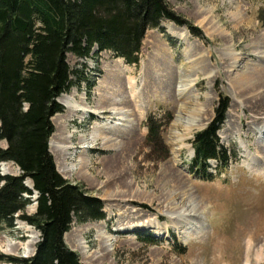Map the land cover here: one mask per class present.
Masks as SVG:
<instances>
[{"label": "rangeland", "instance_id": "1", "mask_svg": "<svg viewBox=\"0 0 264 264\" xmlns=\"http://www.w3.org/2000/svg\"><path fill=\"white\" fill-rule=\"evenodd\" d=\"M168 1L202 34L165 19L161 30L147 31L139 64L110 50L87 58L67 54L71 69L84 70L89 80L59 99L73 94L89 112H70L58 99L63 111L54 115L58 126L52 120L50 138L58 147L50 152L64 178L102 200L105 217L79 221L75 215L65 242L84 264H264V0ZM120 69L139 81L140 90V106L126 108L125 135L118 137L117 128L108 133L109 139L126 142L124 165L109 160L121 151L116 142L96 140L101 139L97 123L105 119L94 112L108 117L104 95L115 85L127 91L122 73L115 74ZM246 75L254 76L253 82L240 83ZM221 97L229 107L218 136L230 161L224 169L210 160L207 179L194 166L192 141L215 118ZM151 113L171 118L163 131L165 148L154 150L147 140ZM82 136L96 140L85 151L78 142ZM69 144L74 148L65 154L62 147ZM6 146L0 139V147ZM86 159L89 166L79 167ZM0 171L21 173L12 162L0 163ZM32 200L25 214L36 212ZM21 215L0 231V245L9 239L15 242L11 247L30 243L29 250L36 251L41 232ZM33 254L0 249L7 258Z\"/></svg>", "mask_w": 264, "mask_h": 264}, {"label": "trees", "instance_id": "2", "mask_svg": "<svg viewBox=\"0 0 264 264\" xmlns=\"http://www.w3.org/2000/svg\"><path fill=\"white\" fill-rule=\"evenodd\" d=\"M165 19L202 34L168 0H0V139L7 143L0 147V163L12 162L21 171H0V231L13 227L22 213L21 218L41 232L32 257L0 255V260L84 264L64 237L75 215L79 221L104 218L103 203L62 176L49 148L52 118L63 111L59 97L89 80L84 70L71 69L67 54L87 58L110 50L129 64H139L147 31L161 30ZM228 107V98L221 97L215 118L192 141L194 166L207 179L210 160L224 169L229 165L228 150L218 136ZM170 121L167 114L147 116V140L154 150L165 148L163 131ZM35 191L37 210L25 214Z\"/></svg>", "mask_w": 264, "mask_h": 264}, {"label": "bare ground", "instance_id": "3", "mask_svg": "<svg viewBox=\"0 0 264 264\" xmlns=\"http://www.w3.org/2000/svg\"><path fill=\"white\" fill-rule=\"evenodd\" d=\"M127 71H128V69H127ZM125 72H126V70L125 71L121 70V71H119V72H117L115 74L117 76V74L122 73L121 75H122L123 83H124L125 89L127 91L123 92L122 87L120 85L119 86L115 85V87L112 89V92H110L109 95H104V97L106 98V100L104 101L105 107L108 108V106H109L108 109L110 111V115H108V117H106V116H103V115H105L103 112H99V111H94L93 110L94 112H96L95 115L99 116L100 119H105V121H104L105 123H99V124L97 123V127H98V125L101 126L100 130H99L100 131L99 132V137L101 139L98 138L96 140H104L105 144H112V142H116L118 144V146L121 147V149H120L121 151H119V152L115 151L110 156V159H109L111 162H115L116 164H119V165H124L125 164V159H126V157H125V145H126V142L121 141L120 139L118 140V138L117 139L116 138L109 139L108 135L113 130H115V128H117L116 135L118 137H123L125 135V133H126V130H124V129H126L125 126H126V122L128 121L125 118V116L127 117V115H128L127 114L128 110H126V108H128L129 104H134V106H136L135 108H137V106H140L139 101L137 100V94L140 91L139 87H138V82L139 81L135 77H132V76L126 77L125 76ZM260 74H261L262 77L264 76L262 72H260ZM115 79H117V77H114V80ZM253 79H254V76H249V75L247 76L246 75V76H244L242 78H238V81H240V83H241V81L242 82H249V81L253 82ZM109 88H110V86H109ZM64 97L65 98H60L59 100L62 101V103L66 106L68 111L74 112V113L75 112H79V111H82L83 113L89 112V110L86 107H84L83 102H80V100L77 101L76 97L73 96V94L67 95V96H64ZM118 97H122V100L118 99ZM117 99H118V101H117ZM115 101H117V102H115ZM113 102H115V103H113ZM90 111H92V110H90ZM109 111H107V112H109ZM113 118L118 119L119 122L115 121L113 123V121H112ZM52 120L54 121L55 125L58 126V122L55 119V117H53ZM116 125L118 127H115ZM114 132L115 131H113V133ZM78 140H79L78 142L80 143V145L82 146V149L84 151H85V147L86 146H90V145H88V143L95 144V142H96L95 139H92V140H90L88 142V140L84 136H82L81 138H78ZM54 147L57 148L58 145H54L53 146L52 142L50 141V151L52 153L55 152ZM71 148H74V146H71L69 144L67 146H63L62 150H64L65 154H68L67 151H69V149H71ZM84 151L82 153H85ZM86 160L80 162L79 163V167H81V166L83 168L88 167L89 166V160H87V161ZM73 167H75V166H73ZM61 172L63 173L62 170H61ZM27 182L30 183V180H28ZM179 194H184V193H183V191L180 190ZM176 196H177V194H174L173 200L176 199ZM185 217H188V216L185 214ZM66 234L68 235V233H66ZM66 234H65V239L67 237ZM154 234L155 235H160V233L158 232V230H156V228L154 230ZM5 242H6V244L0 245V249L3 250L4 252L15 253L16 254L18 252V249H24L25 250V256L32 255V253L34 252V250H33V252H31L29 250L30 249L29 248L30 247V243H27V244L22 245L20 247H11L12 245H14L13 243H15V242H13L12 240H9V239H6ZM13 249H16V250H13ZM246 264H249L248 260H247Z\"/></svg>", "mask_w": 264, "mask_h": 264}, {"label": "water", "instance_id": "4", "mask_svg": "<svg viewBox=\"0 0 264 264\" xmlns=\"http://www.w3.org/2000/svg\"><path fill=\"white\" fill-rule=\"evenodd\" d=\"M31 184H32V185H31ZM31 184L27 183V186H29L30 188L33 189V183H32V181H31ZM37 196H38V195H37V193H36L35 197H37ZM35 252H36V251H34V254H35ZM34 254H33V255H34Z\"/></svg>", "mask_w": 264, "mask_h": 264}]
</instances>
